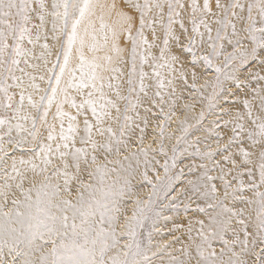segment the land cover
<instances>
[{
	"label": "snow or ice",
	"instance_id": "snow-or-ice-1",
	"mask_svg": "<svg viewBox=\"0 0 264 264\" xmlns=\"http://www.w3.org/2000/svg\"><path fill=\"white\" fill-rule=\"evenodd\" d=\"M0 264H264V0H0Z\"/></svg>",
	"mask_w": 264,
	"mask_h": 264
},
{
	"label": "rangeland",
	"instance_id": "rangeland-1",
	"mask_svg": "<svg viewBox=\"0 0 264 264\" xmlns=\"http://www.w3.org/2000/svg\"><path fill=\"white\" fill-rule=\"evenodd\" d=\"M189 2H190V0H189ZM199 2L202 3V0H199ZM213 3H214V0H213ZM221 103H223V101H221ZM199 111H200V107L198 106L196 108V113L198 114ZM216 113H217L216 115H209L208 112L206 111L205 112V119L203 121V126L196 125L194 120H190L189 121L190 123L193 124V128L190 129L191 135H190L189 139L190 140H195L197 137H201V144H200L201 150H204L205 143L212 145L213 148L215 147V137L214 136H210L209 134H207V133H205L203 131H197V129L201 128V127H204V128L208 127L211 124L212 120H216L218 118L219 109L216 110ZM225 119H227V117H225ZM173 126H175V125H173ZM220 130L224 131L222 128ZM205 136H208L209 138L208 139H204ZM220 158L221 157L219 155H217V156L214 157V160H220ZM202 163L209 164V166H211V162H209L207 160H202L200 157L196 156L194 154V150H191V149L189 150L188 153L180 156L177 159V168L175 169V171L179 172V170L181 168H183L184 169V173H183V176L181 177L180 181H177V187H181V186L186 185L187 181L189 179L195 180L196 177L202 171V169L199 168V165L202 164ZM191 165H195L196 168H195V170L193 172L190 173L188 171V167L187 166H191ZM212 174L214 175L215 173H212ZM216 183L219 184V181L217 180ZM183 199L184 198L181 197V200H183ZM165 203H167V201H165ZM193 207H194V205H193ZM165 215L171 216V217H173L174 219H176L179 222V221H186L187 217H190V216L193 215V212H192V210H189L187 213H185L184 209H183V204H181V207L178 210H176L175 212L167 210L165 212ZM171 226H172L171 223H169L168 227H171ZM176 246L179 247V245H176Z\"/></svg>",
	"mask_w": 264,
	"mask_h": 264
}]
</instances>
